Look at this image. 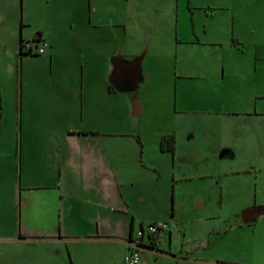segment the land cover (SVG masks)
<instances>
[{
  "label": "crops",
  "instance_id": "crops-1",
  "mask_svg": "<svg viewBox=\"0 0 264 264\" xmlns=\"http://www.w3.org/2000/svg\"><path fill=\"white\" fill-rule=\"evenodd\" d=\"M116 3L75 0L68 18L56 19L58 28L29 34L24 16L21 23L0 19V264H124L140 228L139 264H264V205L236 208L223 196L236 172L230 159L264 165V122L229 129L235 140L203 144L189 141L194 131L185 140L177 129L149 136L130 125L150 94L173 83L161 71L173 61H146L149 48L129 32L128 24L137 25L127 11L124 30L109 31L108 10ZM231 3L209 39L194 18L181 23L177 13L171 44L181 53L174 64L183 80L174 79V101L180 90L181 98L221 111L222 93L264 99V0ZM24 38L49 46L41 57H19ZM202 44L217 47L211 61L196 58ZM117 56L142 57L133 92L109 88ZM124 94L137 99L138 112ZM232 111L264 116V102ZM165 140L173 141L172 151ZM246 208L249 223L241 220ZM155 222L167 228L151 244L146 227Z\"/></svg>",
  "mask_w": 264,
  "mask_h": 264
},
{
  "label": "rangeland",
  "instance_id": "rangeland-1",
  "mask_svg": "<svg viewBox=\"0 0 264 264\" xmlns=\"http://www.w3.org/2000/svg\"><path fill=\"white\" fill-rule=\"evenodd\" d=\"M74 1L0 0V19L7 23L14 16L21 23L22 16H24V23L27 21L32 23L30 25L31 27L29 25L23 26L26 34L32 33L33 29L58 28L56 19L59 18V15L62 19L68 18L70 10L75 6ZM115 1L118 2L116 3L115 9L108 10L107 25L109 31L117 30L120 32L124 30L128 20L131 19L129 23L135 22L137 27L128 24L129 32L134 35L139 33V44L149 48L146 61H149L151 58L161 61L165 57L173 61L171 69L161 67L162 76L165 80H169L167 77L170 74V81L173 83L170 84L169 82L168 90L161 92V95L157 97L153 98L154 93L152 95L150 94L147 97L144 111L128 117L127 120L130 125H132V120L134 123L140 124L142 134H148L149 136L155 131H160V129H172L173 131L177 129L179 137L183 139L184 136L185 140H188L189 135L194 131V140L189 141L201 142L203 144L204 141H213L222 138H225V140H235L236 133L233 136L232 134L229 136V129L233 132L239 128L241 129L244 124H254V126L259 127L261 125L260 122H264L263 115H238L240 113L239 111H232L234 108L244 109L248 102L263 104L264 99L258 97L256 94L242 92L228 96L229 94L222 93L226 105L221 111L216 110L215 105H204L201 101L199 104L198 102L194 103L184 95L181 98L180 90L177 92V101H174V79L178 78L180 82L183 80V78H180V67H176L174 64V61L179 58L181 53L174 46L175 43L171 44V39L173 40L175 34L174 24L178 17L177 13H179L180 22L184 19L191 23L192 18H194L199 28L202 30L207 29L206 33L202 32L203 39H209L212 38L213 31L218 26L217 18L219 14L232 9V6H227V4H232V0H191V4L187 3L188 0H137V3L136 0ZM219 5L223 7L219 8ZM126 11L133 18L128 16ZM170 22L172 23L171 27L167 28V24ZM0 27L5 28L1 23ZM59 27L62 28L63 24ZM168 29H170V35L168 34ZM24 41L29 40L24 38ZM31 43L34 44L35 41L32 40ZM216 48L213 45L202 44L200 45L199 52L203 56L197 54L198 56L196 58L200 60V57H205L206 60L209 59L211 61ZM24 56H35L32 58H37L42 55L23 54ZM171 56L172 59L170 58ZM19 57H22L20 53ZM201 61L203 60L201 59ZM160 91H163V89L161 88ZM124 96L130 97L127 98H129L134 107L131 96L129 94H124ZM241 113L250 112L241 111ZM247 132L246 130L244 131L245 136ZM5 135L6 132L3 133L2 131L1 139L6 140ZM240 136L242 137V135ZM228 162L234 163L236 172L230 176L231 178L228 179L227 184L224 186L225 194L223 196L230 202H234L236 208L247 202L250 205H264V165H258L256 168H248L250 163L245 158L242 159L239 155L235 159H230ZM200 197L204 198L203 196ZM259 218L258 226L262 225L264 227V215H261ZM260 232H262V229L258 228V234Z\"/></svg>",
  "mask_w": 264,
  "mask_h": 264
},
{
  "label": "water",
  "instance_id": "water-1",
  "mask_svg": "<svg viewBox=\"0 0 264 264\" xmlns=\"http://www.w3.org/2000/svg\"><path fill=\"white\" fill-rule=\"evenodd\" d=\"M141 56L131 60L123 61L120 57H115L113 60V72L111 75V82L116 90L120 92H133L138 87L140 80V61ZM134 111L138 112L137 99L134 98ZM241 220L243 223L253 221L251 217V209L246 208L241 212Z\"/></svg>",
  "mask_w": 264,
  "mask_h": 264
},
{
  "label": "built area",
  "instance_id": "built-area-1",
  "mask_svg": "<svg viewBox=\"0 0 264 264\" xmlns=\"http://www.w3.org/2000/svg\"><path fill=\"white\" fill-rule=\"evenodd\" d=\"M35 43H31V41H23L22 43V51L30 54H38L42 55L46 52L49 44L45 40H41ZM21 44V43H20ZM20 49V48H19ZM167 228L166 222H155L147 225L146 231L150 238L159 234L162 230ZM144 236V229L140 228L134 231V234L129 238L130 249L126 253L124 257V264H139L141 261V242Z\"/></svg>",
  "mask_w": 264,
  "mask_h": 264
},
{
  "label": "trees",
  "instance_id": "trees-1",
  "mask_svg": "<svg viewBox=\"0 0 264 264\" xmlns=\"http://www.w3.org/2000/svg\"><path fill=\"white\" fill-rule=\"evenodd\" d=\"M23 41H24V40L21 39V42H20L21 44H20V49H19V53H20V55H23V54H30V53H26V52L22 51L21 47H22V43H23ZM109 88H110L111 90H113V91H116V89L113 87L112 84H110ZM168 141H169V140H165V142L167 143L166 147H167L168 150L172 151V150H173V141H172L171 143H168ZM153 243H154V241H152V239H151V244H153Z\"/></svg>",
  "mask_w": 264,
  "mask_h": 264
}]
</instances>
